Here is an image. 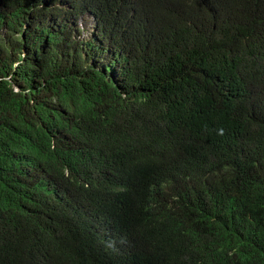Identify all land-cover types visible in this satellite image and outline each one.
Listing matches in <instances>:
<instances>
[{
	"label": "trees",
	"instance_id": "1",
	"mask_svg": "<svg viewBox=\"0 0 264 264\" xmlns=\"http://www.w3.org/2000/svg\"><path fill=\"white\" fill-rule=\"evenodd\" d=\"M127 239L264 264V0H0V264Z\"/></svg>",
	"mask_w": 264,
	"mask_h": 264
},
{
	"label": "clouds",
	"instance_id": "2",
	"mask_svg": "<svg viewBox=\"0 0 264 264\" xmlns=\"http://www.w3.org/2000/svg\"><path fill=\"white\" fill-rule=\"evenodd\" d=\"M87 13L92 15V12L86 11V14ZM92 16L94 18V26L92 27V30L87 33L86 38H80V39H85V40L89 39L90 36L96 30L98 18H96L94 14ZM89 45L90 47L88 49H90L91 52H95L97 49L102 48V47L109 48L108 40L103 41V42H100V39L91 40ZM213 146L217 152H213L212 154H218L220 153V151H222V145L219 142L214 143ZM180 155L182 156L183 154H180ZM182 158H183V162L180 161L176 165L180 166V164L182 163L183 164L192 163L193 165V162H194L193 158H189V157H182ZM197 167L202 170V172L205 174L206 177L210 175L211 169L209 166L198 164ZM123 246L128 250L130 249L133 250L132 253L127 254V256L129 255L128 257L130 258L131 262L126 263V264H177V261L173 256L172 249L170 248V246H167L164 248H155V249H142V248L134 249L130 240L128 239L126 240V242L123 243ZM207 263L211 264L208 260H207Z\"/></svg>",
	"mask_w": 264,
	"mask_h": 264
},
{
	"label": "rangeland",
	"instance_id": "3",
	"mask_svg": "<svg viewBox=\"0 0 264 264\" xmlns=\"http://www.w3.org/2000/svg\"><path fill=\"white\" fill-rule=\"evenodd\" d=\"M93 15V13H92ZM91 14H86V11L84 14H82L78 18L77 26L79 28V38H86L87 33L92 30V27L94 26V18Z\"/></svg>",
	"mask_w": 264,
	"mask_h": 264
}]
</instances>
